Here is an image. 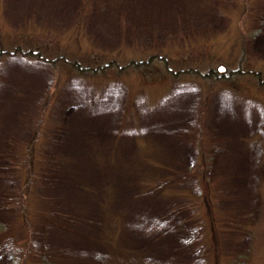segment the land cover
<instances>
[{
    "label": "rangeland",
    "instance_id": "1",
    "mask_svg": "<svg viewBox=\"0 0 264 264\" xmlns=\"http://www.w3.org/2000/svg\"><path fill=\"white\" fill-rule=\"evenodd\" d=\"M23 222L58 264H264V0H0V223Z\"/></svg>",
    "mask_w": 264,
    "mask_h": 264
},
{
    "label": "trees",
    "instance_id": "2",
    "mask_svg": "<svg viewBox=\"0 0 264 264\" xmlns=\"http://www.w3.org/2000/svg\"><path fill=\"white\" fill-rule=\"evenodd\" d=\"M109 67H110V64H108V66L106 65V67H104L103 69L109 68ZM111 67H112V65H111ZM87 69L88 68L86 67L84 69L85 71L84 70H82V71L83 72L92 71V69H88V70ZM76 71H79V69L77 68ZM97 71H98V69L92 73L95 74ZM238 73H240V72L238 71ZM45 138H43V140H41V142H40L41 144H43L44 147L46 146V139ZM31 145L33 148L34 143L32 142ZM32 148H30L28 151H32ZM168 192H169V190L166 191V194ZM211 193H212V190L210 188V184L206 183L205 190L203 193L206 196V198L204 200V202H205L204 204H207L209 209H211V205H212L213 210H215V204H214L215 199L213 197V194H211ZM199 196H201V194ZM180 222H181V224H180L181 226H184L187 223L184 221L182 222V220ZM253 223L254 222H253L252 216H248L245 218L242 217V219H240L238 224L241 226L243 231L244 230L246 231L249 229L250 226H253ZM215 224H216V222H214L212 220L211 224H210L211 227H209V225L204 226L205 229H207V232L211 233L213 235V239H215V237L219 238V236L217 235L218 229H217V226ZM16 226L18 228L15 229L14 232L2 231L3 227H4V223H2V224L0 223V237H4V239L1 242V245L8 242V244H10L11 247L12 246L15 247L13 249V254H11L10 259L7 262V264H58L57 261H55L53 259V256L50 257L49 254H47L48 252H45V250H47L46 248L41 247L38 244V242L34 243L32 241V238H31L32 234L30 232V229L32 230V228L36 225L31 227L27 223L23 222V223L17 224ZM184 227H183V229H184ZM21 229H23V233L20 234ZM25 231H27V232L25 233ZM30 238H31V240H30ZM27 243H29V244L27 246H25L24 244H27ZM1 245H0V247L3 249V247ZM226 252H228V251H226ZM228 254L230 256H232L233 258H235V260L231 263V264H234L236 259H238L237 253L231 251ZM181 255H182V252H179V254L177 255L178 257L171 258L170 260H168L167 262L162 263V264H183L181 261V258H180ZM127 260L128 259H126V261ZM115 262H116V264H119L117 261H115ZM213 262H214V264H219V261H217V260L215 261L214 258H213ZM147 264H149V263H147ZM150 264H155V263H150ZM185 264H191V262L186 261Z\"/></svg>",
    "mask_w": 264,
    "mask_h": 264
},
{
    "label": "water",
    "instance_id": "3",
    "mask_svg": "<svg viewBox=\"0 0 264 264\" xmlns=\"http://www.w3.org/2000/svg\"><path fill=\"white\" fill-rule=\"evenodd\" d=\"M221 69H222V71H224V69H223V68H221ZM221 69H220V70H221Z\"/></svg>",
    "mask_w": 264,
    "mask_h": 264
},
{
    "label": "bare ground",
    "instance_id": "4",
    "mask_svg": "<svg viewBox=\"0 0 264 264\" xmlns=\"http://www.w3.org/2000/svg\"><path fill=\"white\" fill-rule=\"evenodd\" d=\"M220 71L222 72V69Z\"/></svg>",
    "mask_w": 264,
    "mask_h": 264
}]
</instances>
